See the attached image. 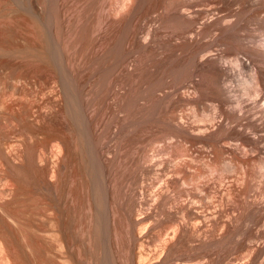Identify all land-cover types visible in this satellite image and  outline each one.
Here are the masks:
<instances>
[{
    "label": "bare ground",
    "instance_id": "6f19581e",
    "mask_svg": "<svg viewBox=\"0 0 264 264\" xmlns=\"http://www.w3.org/2000/svg\"><path fill=\"white\" fill-rule=\"evenodd\" d=\"M257 30L264 0H0V264H264Z\"/></svg>",
    "mask_w": 264,
    "mask_h": 264
},
{
    "label": "rangeland",
    "instance_id": "374dc122",
    "mask_svg": "<svg viewBox=\"0 0 264 264\" xmlns=\"http://www.w3.org/2000/svg\"><path fill=\"white\" fill-rule=\"evenodd\" d=\"M251 24H252V23H251ZM251 24L249 23L250 26H251ZM253 26H254V24H252V27H253ZM255 30H256V29H255ZM253 32L256 33L257 36H258V37L256 36V37H257V41H258V39H260L259 42L262 41L260 44H264V39H261V38H262L261 34H258V33H257V32H259V31L257 30V31H253ZM259 35H260V37H259ZM263 38H264V36H263ZM259 42H258V43H259ZM232 83H233V82H232ZM243 96H244V95H243ZM263 103H264V102H263Z\"/></svg>",
    "mask_w": 264,
    "mask_h": 264
}]
</instances>
